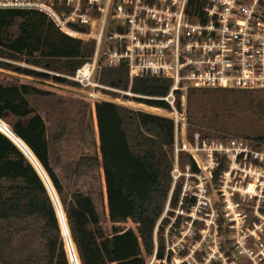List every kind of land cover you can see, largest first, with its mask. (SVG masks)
Returning a JSON list of instances; mask_svg holds the SVG:
<instances>
[{
  "label": "trees",
  "instance_id": "1",
  "mask_svg": "<svg viewBox=\"0 0 264 264\" xmlns=\"http://www.w3.org/2000/svg\"><path fill=\"white\" fill-rule=\"evenodd\" d=\"M190 2L198 6L200 0ZM93 51V42H82L63 34L44 12L0 9V69L78 86L48 72L73 75ZM2 60L25 63L40 71ZM100 82L124 91L129 88L137 96L148 97H134L137 103L169 109L165 102L152 98L165 96L171 86L170 80L137 77L129 86L127 67L121 64L115 68L104 66ZM217 91H226L227 107L264 109V100L253 99L255 93L264 92L260 90L190 89L188 94L208 98L216 104ZM189 95L188 103H192L196 98ZM47 96L52 93L26 83L0 82V119L30 150L55 195L51 194V199L29 160L0 132V239L31 234L33 242L26 255L27 264H69L55 204L61 208L62 220L67 225L80 264H147L146 259L154 253V228L171 189L173 123L98 101L95 105L97 136L93 126L86 122L80 153L67 172L70 178L66 186L52 162L68 128L62 122L53 133H48L45 119L35 106L36 99ZM176 105L180 110L179 103ZM187 119L190 130L199 125L190 113ZM215 127L223 137L229 133L223 121ZM233 134L257 143L264 140V135L256 129H242ZM188 164L192 172H198L189 156ZM217 175L218 170L214 172L215 179ZM179 188L177 185L173 190L171 207L176 206ZM104 195L106 218L113 224L110 232L102 225L103 204L96 202L97 197L102 200ZM128 221L136 226L134 230L118 226ZM163 255V240L158 236L156 260H161Z\"/></svg>",
  "mask_w": 264,
  "mask_h": 264
},
{
  "label": "built area",
  "instance_id": "2",
  "mask_svg": "<svg viewBox=\"0 0 264 264\" xmlns=\"http://www.w3.org/2000/svg\"><path fill=\"white\" fill-rule=\"evenodd\" d=\"M1 8L44 12L63 34L93 42L92 56L73 75L48 73L78 84L86 101L94 106L105 100L100 90H115L94 81L101 69L100 60L108 68L126 61L130 82L137 77L170 80L168 93L152 98L165 102L169 109L148 106L151 114L136 113L168 120L174 129L186 126L176 98L190 89L264 91V0H200L198 6L190 0H0ZM4 131V135L12 132L9 127ZM198 152L209 161L205 169L198 165ZM189 154L198 172L188 168L189 181L177 183L181 175L175 176L172 159L171 189L154 228L153 260L147 264L225 261L227 255L214 240L220 216L234 223L245 218L238 208L248 199L261 201L264 212V140H202ZM209 182L214 184L212 189ZM177 185L179 198L171 207L170 198ZM212 190L219 197L221 215L212 207ZM59 209L55 211L68 262L77 264V253ZM247 232L255 236L249 229ZM158 236L164 244L159 261L155 258ZM261 255L264 258V252Z\"/></svg>",
  "mask_w": 264,
  "mask_h": 264
},
{
  "label": "rangeland",
  "instance_id": "3",
  "mask_svg": "<svg viewBox=\"0 0 264 264\" xmlns=\"http://www.w3.org/2000/svg\"><path fill=\"white\" fill-rule=\"evenodd\" d=\"M2 61L20 66L22 68L40 71L39 68L26 65L25 63L8 60ZM99 64L101 69L96 74L94 81L99 85L115 89L114 91L104 89L100 90L99 92L102 94L101 96L105 98V100L103 99L102 101L110 102L113 106L125 108L132 112L141 111L150 114L153 112L145 104L144 105L146 107L138 106L137 104L142 103H137L133 100V93L130 95L125 94L124 92H130L129 88L124 91L102 84L100 82V74L102 68L104 67L103 61L100 60ZM0 82L26 83L52 93V96L36 99L35 106L40 115L44 117L46 125L48 126L49 134L53 133L60 123L64 122L67 124V134L57 147L56 155L53 157L52 162L54 170L62 178V181L64 180V185L67 186L69 184L68 180L70 178L67 176V172L72 167V164L74 161H76L80 153L82 130L85 123H90L93 126L95 134L97 133L95 121V114L97 111L95 106L91 103V101H86V95L81 92L79 86L56 83L50 79L40 80L37 78L19 75L3 69H0ZM130 84L131 82L129 80V86ZM188 95L189 94L187 91V93L184 95L178 96L176 98V101H178L181 108L180 110L178 109V111H183L185 114L186 126L183 130H180L179 127L174 129V145L172 149L174 168L177 170L175 176L178 173L181 175L177 178V183L181 182L182 184H184L186 181H189V178L186 177L190 172L188 170V168H190L188 164V156L190 157L189 152H191L192 149H195L196 144H198L200 141H225L229 138L243 139V137L233 134V132L240 133L242 129H256L258 133L264 135V109H257L254 107L249 108L245 106L236 108L227 107L225 105L226 91H217L216 104L210 102L208 98H204L199 95H189L195 97L196 99H193L194 101L192 103H188ZM253 96L254 100H264V92L255 93ZM189 113L192 117L196 118L197 122L199 123V125L191 128V130L189 129V121L187 119ZM213 119L225 122L229 132L227 133V136L223 137L222 134H218L215 126H217V123L220 121L216 123V121H212ZM7 126L9 127L5 121H1L0 131L4 133V129H8ZM210 127L213 129H210ZM20 144L31 156V152L26 147V145L21 141ZM180 153L182 154L181 157L179 156ZM176 157L177 163L175 162ZM32 158L35 159L34 156ZM35 161L37 160L35 159ZM197 161L198 165L202 169H205L210 165L203 152H198ZM209 183V188L212 189L214 184L212 182ZM256 193L260 195L258 191ZM209 194L212 207L217 211V215H221L222 209L220 200L218 199L219 197L216 195L214 190L210 191ZM235 200L237 201V198H235ZM96 202L98 205L103 204L105 217L103 219L102 225L110 232V228L113 226V224H111L106 218L107 209L105 195L103 196L102 200L97 197ZM261 206V201L260 203H257L255 199L245 200L240 204V208H238V211H240V213H242L245 218L242 217L241 219H237V222L235 223L230 222V220H226L223 215L220 216L217 221V231L214 240L218 247H222L224 250L223 252L228 258L225 261L216 260L214 264H264V258H262L261 255L264 252V212L261 210ZM99 208L101 209L102 207L99 206ZM62 221L64 223V220ZM253 223H256V228L253 227ZM30 225L33 224L30 223ZM65 226L67 233H69L66 224ZM118 226L124 229L131 228L133 230L136 227L130 221L119 224ZM33 228L34 227L32 226V229ZM247 229H249L251 233H255V236H251L247 232ZM211 238L212 235L210 234V239ZM32 242L33 240L31 238V234H25L20 237L11 238L10 240L1 238L0 264H27L25 259L29 249L31 248ZM208 244H211L210 241ZM260 244H262L263 247H261ZM198 259L200 258L198 257ZM75 260L77 264H80L77 257H75ZM152 260L153 256L148 257L146 262L151 263Z\"/></svg>",
  "mask_w": 264,
  "mask_h": 264
},
{
  "label": "water",
  "instance_id": "4",
  "mask_svg": "<svg viewBox=\"0 0 264 264\" xmlns=\"http://www.w3.org/2000/svg\"><path fill=\"white\" fill-rule=\"evenodd\" d=\"M126 64V61H123L122 62V65H125ZM11 134V135H10ZM5 136H7L18 148H19V150L25 155V157L29 160V162L32 164V166L34 167V169L36 170V172L38 173V175H39V177L41 178V180L43 181V183H44V185H45V187H46V189H47V191H48V193H49V195H50V197H51V199H53V197L55 196L54 195V193H53V190H52V188H51V186H50V184H49V181H48V179H47V177H46V175L44 174V172L41 170V168L39 167V164H37V161H35V159H33L30 155H29V153H27V151L21 146V144H20V141H19V139L17 138V137H15V135L12 133V132H10V133H6V135ZM51 194L53 195V197L51 196ZM52 202H53V200H52ZM54 204V203H53ZM54 207H55V209H56V211H57V213L59 212V206L57 205H55L54 204Z\"/></svg>",
  "mask_w": 264,
  "mask_h": 264
},
{
  "label": "bare ground",
  "instance_id": "5",
  "mask_svg": "<svg viewBox=\"0 0 264 264\" xmlns=\"http://www.w3.org/2000/svg\"><path fill=\"white\" fill-rule=\"evenodd\" d=\"M138 106H140V107H146L144 104H137ZM77 257V256H76ZM77 259H78V257H77ZM79 260V259H78ZM80 262V261H79Z\"/></svg>",
  "mask_w": 264,
  "mask_h": 264
},
{
  "label": "crops",
  "instance_id": "6",
  "mask_svg": "<svg viewBox=\"0 0 264 264\" xmlns=\"http://www.w3.org/2000/svg\"><path fill=\"white\" fill-rule=\"evenodd\" d=\"M31 157H33L32 153H31Z\"/></svg>",
  "mask_w": 264,
  "mask_h": 264
}]
</instances>
